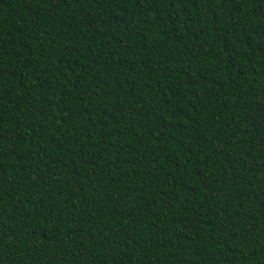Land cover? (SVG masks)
Segmentation results:
<instances>
[{
  "label": "trees",
  "instance_id": "16d2710c",
  "mask_svg": "<svg viewBox=\"0 0 264 264\" xmlns=\"http://www.w3.org/2000/svg\"><path fill=\"white\" fill-rule=\"evenodd\" d=\"M0 264H264V0H0Z\"/></svg>",
  "mask_w": 264,
  "mask_h": 264
}]
</instances>
